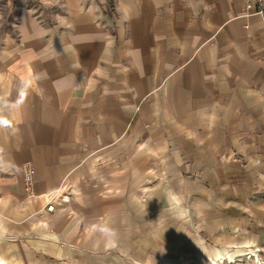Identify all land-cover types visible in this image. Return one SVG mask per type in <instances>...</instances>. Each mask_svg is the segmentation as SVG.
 <instances>
[{
    "label": "crops",
    "instance_id": "crops-1",
    "mask_svg": "<svg viewBox=\"0 0 264 264\" xmlns=\"http://www.w3.org/2000/svg\"><path fill=\"white\" fill-rule=\"evenodd\" d=\"M247 6L0 0L4 264H151L155 231L161 262L201 230L196 264L264 247V13Z\"/></svg>",
    "mask_w": 264,
    "mask_h": 264
},
{
    "label": "rangeland",
    "instance_id": "rangeland-1",
    "mask_svg": "<svg viewBox=\"0 0 264 264\" xmlns=\"http://www.w3.org/2000/svg\"><path fill=\"white\" fill-rule=\"evenodd\" d=\"M209 201H210V199L208 198L205 204H209L208 203ZM195 206L196 205L193 204L191 207L189 206L188 209H194ZM180 215H181L180 218L185 220L187 223H191L193 221V215H196V217L199 216L198 214H193V213H190L187 215H184V214H180ZM172 218H173V216H172ZM221 218H228V215L227 214H224V215L221 214ZM157 233L158 232H156V231L151 232V235H154V237L151 239V264H196L195 262H191V259H190V257H193L194 250L195 249L202 250L204 248L207 249V248H210V246H214V243L211 240V237L206 233V231L201 230L200 236L202 237V239H200V241H201V244H203L202 246L196 245L195 247L193 246L194 248H192V247L187 248V246L184 248L181 246H172L170 248L171 249V255H172V259L176 260V262H161L167 254L165 256L162 255L163 250H165V248L161 244L162 242L157 237H155ZM165 243H167V241ZM250 246H259V247H262L264 249L262 244L261 245H250ZM245 247H248V246H245ZM245 247L244 246H238L235 244L229 245L227 247V250H229V251H226L229 253L225 252L226 254L224 253V254L219 255V256L234 254L235 251H243L244 250L243 248H245ZM185 248H187L186 251L184 250ZM166 249H167V247H166ZM219 256H217L215 258H218ZM181 257H186L188 262L184 263V262L177 261ZM199 264H202V263H199ZM203 264H207V263H203ZM242 264H246V263H242Z\"/></svg>",
    "mask_w": 264,
    "mask_h": 264
},
{
    "label": "built area",
    "instance_id": "built-area-1",
    "mask_svg": "<svg viewBox=\"0 0 264 264\" xmlns=\"http://www.w3.org/2000/svg\"><path fill=\"white\" fill-rule=\"evenodd\" d=\"M58 1V0H57ZM264 13V0H248L247 8ZM1 9V7H0ZM25 193L32 197L34 193V167L31 162H27L23 166ZM48 211H54V203H48L46 206ZM217 264H264V249L262 247L247 248L243 251H235L234 254L219 256Z\"/></svg>",
    "mask_w": 264,
    "mask_h": 264
},
{
    "label": "clouds",
    "instance_id": "clouds-1",
    "mask_svg": "<svg viewBox=\"0 0 264 264\" xmlns=\"http://www.w3.org/2000/svg\"><path fill=\"white\" fill-rule=\"evenodd\" d=\"M24 96H25V93L21 92V100L19 101V103H23ZM0 127L11 128L12 123L10 120L3 118V117H0ZM0 264H4V262L2 260H0Z\"/></svg>",
    "mask_w": 264,
    "mask_h": 264
},
{
    "label": "bare ground",
    "instance_id": "bare-ground-1",
    "mask_svg": "<svg viewBox=\"0 0 264 264\" xmlns=\"http://www.w3.org/2000/svg\"><path fill=\"white\" fill-rule=\"evenodd\" d=\"M221 257V256H220ZM217 259H219V258H217ZM216 258L214 259V260H212L211 262H210V264H217V260Z\"/></svg>",
    "mask_w": 264,
    "mask_h": 264
}]
</instances>
